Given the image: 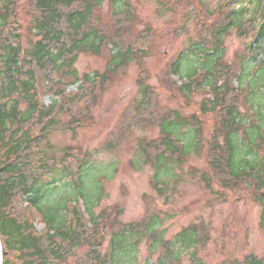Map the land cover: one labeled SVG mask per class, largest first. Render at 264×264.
Returning <instances> with one entry per match:
<instances>
[{
	"label": "trees",
	"instance_id": "1",
	"mask_svg": "<svg viewBox=\"0 0 264 264\" xmlns=\"http://www.w3.org/2000/svg\"><path fill=\"white\" fill-rule=\"evenodd\" d=\"M18 1L0 0L2 264H11L4 256L6 252L18 254L17 264H70L69 258L80 248H84L85 255L75 264H140L137 247L142 243L148 249L143 264H180L179 254L187 251L191 264H204L197 256L198 248L209 239L204 225L188 224L172 239L165 240L163 216L147 195L143 196V216L134 222H121L122 211L118 208L113 213L106 208L94 214L92 206L100 201L101 183L106 177L92 170L94 163L88 150L79 151L75 160L71 157L73 163L67 156L60 158L59 175L68 178L66 185L73 189L70 192L67 188L64 196L57 193V206L47 198L49 193H56V178L44 182L43 175L57 165L55 158L41 152L39 143L53 130L74 131L81 125L109 84L124 76L139 54L148 56L149 41L148 35L142 36L143 31H133L136 15L126 0H27L30 21L25 34L17 18ZM156 1L158 13L182 3ZM104 2L109 5V26L102 25L97 16ZM255 3L248 18L244 17L245 8L236 13L227 10L231 4L218 3L211 12L205 9L207 19L214 17L211 22L202 21L193 8L189 13L201 22L199 29L194 39L170 60L168 69L183 79L175 92L183 102L180 105H191L195 111L185 115L160 105L154 87L147 84L149 73L141 70L142 77L136 80L139 97L128 104L117 135L109 134L103 148L109 151L119 145L132 127H156L157 137L141 136L134 150L143 165L156 171L150 181L153 191L167 199V183L175 185L178 175L168 174L172 171L164 169V164L171 162L172 169L182 168L190 153H200L205 147L207 170L198 173L199 180L212 190L215 177L226 173L228 179L222 178L220 187L230 190L243 186L250 198L261 205L260 225L264 232V136L260 132L264 124V93L259 105L248 108L253 116L247 121L249 115L240 107L248 101V91L242 88L250 70L243 66L244 55L236 56L234 67L224 59V40L230 34L235 32L245 38L251 33L257 39L264 38V0ZM190 15L180 32H186L184 24ZM23 35H27L26 47L22 45ZM82 53L105 58L104 71L79 75L74 64ZM251 77L256 95L264 92V65L251 72ZM234 79L239 81L236 88ZM74 85L76 89L70 91ZM196 94L204 96L195 106L191 100ZM44 97H50L49 104L44 103ZM207 116L214 121L209 140L203 136ZM131 165L134 167L133 161ZM90 178L95 186L89 185L92 197L88 200L81 190ZM79 199L84 207L79 205ZM40 204L49 208L44 210ZM22 205L24 208H19ZM9 206L15 210L13 216L6 211ZM30 209L39 213L44 229L34 228ZM212 264H264V258L247 254L240 260L224 259Z\"/></svg>",
	"mask_w": 264,
	"mask_h": 264
},
{
	"label": "rangeland",
	"instance_id": "2",
	"mask_svg": "<svg viewBox=\"0 0 264 264\" xmlns=\"http://www.w3.org/2000/svg\"><path fill=\"white\" fill-rule=\"evenodd\" d=\"M126 1L131 5L136 15L133 31L135 33L143 31V37L148 35V56L142 57L139 54L137 59L131 62L124 76L109 84L108 89L101 95L102 98L99 103L92 108L90 115L82 119L81 125L77 126L74 131L53 130L48 134L46 140L39 143L41 152L44 151L48 157L55 158V164L57 165L55 170L46 172L43 175L44 182L56 178L54 184L56 193H49L47 198L53 206H57L58 195L64 196L67 188L70 192L73 189V186L66 185L69 179L59 175L62 166L60 165V158L67 156V160L71 157L75 160V157L79 155V151L82 153L88 150L92 153V162L94 163L92 170L96 171L100 177H106V180L101 183L100 201L92 206L94 214H98L106 208L112 209L113 213L118 208L122 211L120 215L121 222H134V220H139L143 216L145 208L143 196L147 195L163 216L161 228L165 230V240L172 239L178 230L188 226V224L202 223L204 225V230L207 231L209 239L204 246L198 248L197 252V256L204 264L221 262L224 259L240 260L247 254L264 258V232L260 225L263 211L261 205L250 198L243 186L230 190L220 187L219 181L222 178L228 179L226 173H221L215 177L212 190L206 189L205 183L199 180L198 176L200 171L207 170L206 159L204 158L205 150H203L205 147L200 149V153H190L182 168H176L175 166L172 169L171 162L164 164V169L172 171H168V174L178 175L175 185L172 186L167 183V194L169 195L167 199L158 196L153 191L150 181L156 171L149 165H143L138 160L136 150H134L137 140L141 136L148 139L157 137L158 129L156 127H151L148 130L132 127L130 133L124 136L119 145L114 146L109 151L103 148L109 134L117 135L118 125L128 104L132 102L133 98L139 97L136 80L140 75L142 77L141 70L149 73L147 84L154 87L160 105H166L170 109H178L185 115L193 113L195 107L180 105L183 102H180L178 95L175 94L176 87L179 86V83H177L179 79L173 76L168 69L170 60L191 39H194L199 29L201 22L196 21L194 14L190 15L192 9L196 8L200 19L204 21L207 17L201 11L200 8L202 7L200 5L211 12L217 7L218 3H229L231 6L227 10L239 13V9L245 8L244 17L248 18L251 16V10L256 4L255 0H199L200 5L196 0H182L177 8L164 10L161 13L157 12L159 5L156 0ZM18 3L17 18L25 34L27 23L30 21L29 3H27V0H19ZM170 3L172 4L173 0H167V4ZM187 15H190V18L184 24L186 32H180L179 28ZM97 16L102 25L109 26L112 23L107 2L102 4ZM213 18L212 16L209 17L207 22H211ZM252 40L251 33L245 38L238 37L235 32L227 36L224 40V48H226L225 61L234 67L236 56L244 55L245 57L247 44L251 43ZM22 45L26 47L27 35H23ZM105 63V58L82 53L79 54L74 66L79 75L94 72L102 73L106 66ZM251 71L250 69V74L246 77V82L242 88L243 92L248 91V101L240 107L243 113L249 115L247 121L253 116L248 108L259 105L261 102L260 96H263L262 92H258V95H256L257 90L253 88L254 80L251 77ZM75 86L69 87V90H75ZM203 96L204 94L194 95L191 103L195 105ZM42 100L45 104H49L51 101L50 97H44ZM213 123V118L207 116L204 122L205 131L203 132L205 140L210 139L209 135ZM260 132L264 136V124H262ZM72 158L71 163L74 162ZM131 161L134 162V167L131 165ZM164 169L159 170V174L162 175L160 176L161 180L165 176V174L163 175ZM196 172L197 174H195ZM87 185L81 191L89 200L92 197L90 196L89 185L95 186L91 178L88 179ZM57 193L59 194L57 195ZM41 204L42 209L49 208L47 205ZM145 204H147V201H145ZM21 207L24 208L23 205L19 206V208ZM6 209L8 214L13 216L15 210H12L11 206L6 207ZM29 213L32 216L34 228L36 230L42 229V220H40L39 213L34 209H30ZM137 248H139L137 259L140 264H143L146 261L148 249L144 243ZM6 254L7 256H4L9 258L11 264L20 262L17 253L10 254L6 252ZM188 254L189 251L179 254L180 264H191ZM84 255V248H80V250H77L76 255L69 258L68 262L75 264ZM156 255H154L153 261L156 259ZM2 258H4L3 254Z\"/></svg>",
	"mask_w": 264,
	"mask_h": 264
},
{
	"label": "water",
	"instance_id": "3",
	"mask_svg": "<svg viewBox=\"0 0 264 264\" xmlns=\"http://www.w3.org/2000/svg\"><path fill=\"white\" fill-rule=\"evenodd\" d=\"M0 264H2L1 244H0Z\"/></svg>",
	"mask_w": 264,
	"mask_h": 264
},
{
	"label": "built area",
	"instance_id": "4",
	"mask_svg": "<svg viewBox=\"0 0 264 264\" xmlns=\"http://www.w3.org/2000/svg\"><path fill=\"white\" fill-rule=\"evenodd\" d=\"M263 46H264V43H263Z\"/></svg>",
	"mask_w": 264,
	"mask_h": 264
}]
</instances>
